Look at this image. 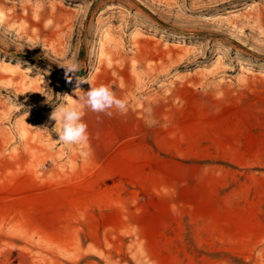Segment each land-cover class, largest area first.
<instances>
[{
  "label": "rangeland",
  "instance_id": "rangeland-1",
  "mask_svg": "<svg viewBox=\"0 0 264 264\" xmlns=\"http://www.w3.org/2000/svg\"><path fill=\"white\" fill-rule=\"evenodd\" d=\"M0 264H264V0H0Z\"/></svg>",
  "mask_w": 264,
  "mask_h": 264
},
{
  "label": "clouds",
  "instance_id": "clouds-1",
  "mask_svg": "<svg viewBox=\"0 0 264 264\" xmlns=\"http://www.w3.org/2000/svg\"><path fill=\"white\" fill-rule=\"evenodd\" d=\"M60 66L65 69L66 78L69 80L71 78L68 74L72 73L74 75L79 70V65L75 62H68ZM81 82H88V80L84 81L83 78L78 79V83ZM80 92L82 93L81 95H77V91L75 92L78 99L65 95L62 98V102L55 107L50 115V120L56 122L53 131L58 134V141L65 146L82 145L88 141L87 124L82 119L85 108L96 113H104L108 116L113 114L110 111L111 109H115L121 114L127 110V101L117 98L115 93L103 84L99 86L91 85L89 91ZM146 123L151 127L157 122L155 119H149Z\"/></svg>",
  "mask_w": 264,
  "mask_h": 264
},
{
  "label": "trees",
  "instance_id": "trees-1",
  "mask_svg": "<svg viewBox=\"0 0 264 264\" xmlns=\"http://www.w3.org/2000/svg\"><path fill=\"white\" fill-rule=\"evenodd\" d=\"M81 74V73H80ZM79 73L77 75H80Z\"/></svg>",
  "mask_w": 264,
  "mask_h": 264
}]
</instances>
